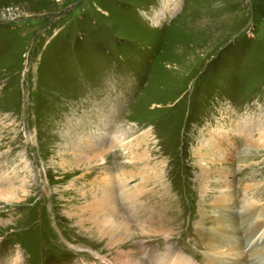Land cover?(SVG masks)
Listing matches in <instances>:
<instances>
[{
  "label": "rangeland",
  "instance_id": "rangeland-1",
  "mask_svg": "<svg viewBox=\"0 0 264 264\" xmlns=\"http://www.w3.org/2000/svg\"><path fill=\"white\" fill-rule=\"evenodd\" d=\"M145 132L144 154L109 148ZM87 149H110L100 171L116 189L125 171L135 204L170 205V244L196 264L222 194L264 219V0H0V264L17 247L23 264L106 247L73 208L98 176L74 162ZM155 237L135 238L140 263Z\"/></svg>",
  "mask_w": 264,
  "mask_h": 264
},
{
  "label": "bare ground",
  "instance_id": "bare-ground-1",
  "mask_svg": "<svg viewBox=\"0 0 264 264\" xmlns=\"http://www.w3.org/2000/svg\"><path fill=\"white\" fill-rule=\"evenodd\" d=\"M136 139L132 144L128 145L129 142L126 143L123 139L119 140L118 138L114 140L115 143L110 145L109 148L115 147L114 149L117 148L119 152L121 150L126 157L134 151H142L141 154L146 153L145 147L148 148L150 145L149 134L145 132L141 134L140 138L137 137ZM87 150L88 153L80 154L74 158V162L78 163V168L82 165V167L85 166L84 168L88 166L95 167L98 170V176L91 178L92 180L89 182L91 186L88 197L89 201L84 205H74L73 208L76 210L74 212L76 215L82 216L83 220L92 222L97 229V232L84 230V234L86 236L89 234L90 238L93 237L100 240L101 244L106 243V247L102 248L100 252L94 251L92 256L89 252H79L77 254L78 259L75 262L86 264V261L96 259L97 262L93 264H142L135 256L136 251L131 248L134 245L135 238H137L136 244H138L143 236H157L155 238L162 245L152 247V254L148 255L149 264H196L183 252L173 249V245L171 246L170 244L171 239L176 235L174 227L169 224L172 220L167 213V211H170V205L156 204L155 206H151L153 210L150 212L147 206L143 204L140 206L139 202L135 204L133 201L143 193V188L139 189L137 193L125 189L127 180V173L125 171L118 176L117 185L119 187L117 189L114 187L115 184L111 185L113 177L100 171V168L104 167L105 156L110 149L99 151H93V149ZM81 151L83 150L81 149ZM197 154H199V162L202 165L204 161L203 155H201V151H198ZM138 161L145 162V157L142 156ZM147 164L148 162L146 161L144 165ZM201 173L203 180L202 191L206 192L210 181L207 178V169L202 168ZM142 179L144 181L147 178L143 176ZM163 193H165L164 196H167L165 189ZM221 196L222 203L212 204L214 206L211 209L215 218L214 224L212 223L213 225L206 227L210 230H218V234L214 232L210 238L212 244L210 249L213 254L208 259L206 258V264H264V236L261 234L255 239V235H258L261 229H263L261 232L264 233V219L260 218L259 215L263 208L247 202V204L244 203L239 207V211H236L230 201H225L227 196H224V194ZM132 208H136V212H133ZM126 209H130L135 215L125 216L123 211ZM152 213H156V215ZM80 224L82 223L80 222ZM243 225H246V227H244V231H241L240 229ZM135 230L139 231L137 232V236ZM201 233L199 231L198 235H201ZM173 240L175 241V239ZM202 240H204V237ZM246 246H248V251H244ZM22 253L23 255L19 264H23L26 261V256L23 251ZM143 253H146V250ZM228 253L230 255L235 254L229 260L232 262L227 261L225 258Z\"/></svg>",
  "mask_w": 264,
  "mask_h": 264
},
{
  "label": "clouds",
  "instance_id": "clouds-1",
  "mask_svg": "<svg viewBox=\"0 0 264 264\" xmlns=\"http://www.w3.org/2000/svg\"><path fill=\"white\" fill-rule=\"evenodd\" d=\"M22 250L17 247L10 258V264H19L21 258H22Z\"/></svg>",
  "mask_w": 264,
  "mask_h": 264
}]
</instances>
